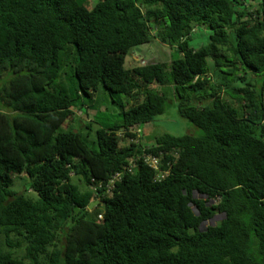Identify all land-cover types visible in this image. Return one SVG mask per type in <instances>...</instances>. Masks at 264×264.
<instances>
[{"label":"trees","instance_id":"1","mask_svg":"<svg viewBox=\"0 0 264 264\" xmlns=\"http://www.w3.org/2000/svg\"><path fill=\"white\" fill-rule=\"evenodd\" d=\"M152 41L180 58L127 69ZM4 78L0 264H264V0H0ZM101 92L120 122L90 145L74 110ZM168 93L199 134L145 137Z\"/></svg>","mask_w":264,"mask_h":264},{"label":"rangeland","instance_id":"2","mask_svg":"<svg viewBox=\"0 0 264 264\" xmlns=\"http://www.w3.org/2000/svg\"><path fill=\"white\" fill-rule=\"evenodd\" d=\"M210 42V32L203 30V29H197V31L192 36V42L190 43L192 47L199 48L202 45L207 44ZM180 53L177 49H170L168 46H164L162 43L158 41H152L149 45L144 46L141 48L140 52L135 51L130 54V56L127 58V62L125 64L127 69H132L136 66H143L150 63H169L173 60H177L180 58ZM212 71V69H211ZM213 76L215 79H220L221 74L216 73L215 71H212ZM228 78V76H227ZM8 78H4L0 81V92L1 88L6 85ZM169 89H161L162 92H169ZM73 99L74 96H71ZM99 99V102H94L92 105L90 98L86 97L83 98V102H85V106L82 107L80 101L77 102L78 107L75 108L76 115L80 116L81 118L77 117L78 124L81 127V131L83 132V135H85L87 141L92 145V143L96 140L95 132L102 127H108V126H115L119 124V113H120V99L118 97L113 96L112 98H109L104 93H99L96 97ZM168 99H169V105L167 107V110L165 111L164 115L161 117H157L154 123L152 125L147 126L144 128V135L149 140L156 136H162L165 134H169L175 137L184 136L187 134H199L200 131L197 130L194 126H192L191 123L184 120L181 116L178 114V108H177V102L173 95L168 93ZM115 101V102H114ZM1 102V95H0V105ZM90 106V107H89ZM81 108V109H80ZM80 109V110H79ZM84 119V120H83ZM90 119V120H89ZM93 122V124H90V122ZM130 139H125L121 141V147H126L129 144ZM74 178V177H73ZM74 183L76 182L77 185L80 188H84V186L76 180V178L73 179ZM28 179L24 178L21 180L20 178H17L14 185V190L18 192L21 195H27L32 196L34 198H37V195L30 191L29 189V183ZM96 202V201H95ZM97 202H99L97 200ZM95 208V207H94ZM94 210V209H93ZM221 216L216 218V222L219 221ZM208 225L204 226L207 227ZM16 237L10 236V237H3V239H0V245L5 244L7 242L14 241ZM65 242V241H64ZM24 246V245H23ZM21 247L20 249H16V256L23 257L26 255V252L24 251V247ZM20 250V251H19ZM6 251H9L6 249Z\"/></svg>","mask_w":264,"mask_h":264},{"label":"built area","instance_id":"3","mask_svg":"<svg viewBox=\"0 0 264 264\" xmlns=\"http://www.w3.org/2000/svg\"><path fill=\"white\" fill-rule=\"evenodd\" d=\"M143 160L149 167L159 171V159L158 158L149 155V156H144ZM134 166H136L135 163L130 162V165L127 168V170L131 172ZM160 176H162V174ZM121 178H123L122 173H118L115 176L111 177V179H109L105 185L106 193L112 196L115 190V185L116 183L121 181ZM100 218L102 217L100 216Z\"/></svg>","mask_w":264,"mask_h":264},{"label":"water","instance_id":"4","mask_svg":"<svg viewBox=\"0 0 264 264\" xmlns=\"http://www.w3.org/2000/svg\"><path fill=\"white\" fill-rule=\"evenodd\" d=\"M137 51L140 52L139 49H137ZM211 203L214 204V201H212ZM98 204H99L98 202H93V203H91V205L89 206V210L92 211V210L94 209V207L98 206ZM211 223H212L213 225L216 223V217L211 221ZM208 224H209V223L206 222V223H204L203 226H206V225H208Z\"/></svg>","mask_w":264,"mask_h":264},{"label":"clouds","instance_id":"5","mask_svg":"<svg viewBox=\"0 0 264 264\" xmlns=\"http://www.w3.org/2000/svg\"><path fill=\"white\" fill-rule=\"evenodd\" d=\"M97 202V201H96ZM99 203V202H98ZM99 205V204H98ZM97 207V206H96ZM102 218H103V216H101ZM100 218V217H99ZM102 218H100V219H102ZM217 218V217H216Z\"/></svg>","mask_w":264,"mask_h":264}]
</instances>
